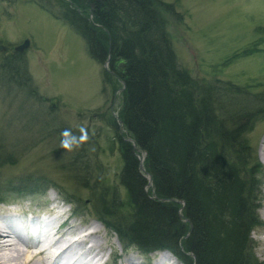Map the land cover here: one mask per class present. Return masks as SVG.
Here are the masks:
<instances>
[{"label":"trees","instance_id":"obj_1","mask_svg":"<svg viewBox=\"0 0 264 264\" xmlns=\"http://www.w3.org/2000/svg\"><path fill=\"white\" fill-rule=\"evenodd\" d=\"M56 1L59 16L43 2H32L82 37L93 60L108 61L102 81L112 93L115 83L122 87L119 121L111 123L130 211H120L117 189L109 193L101 185L106 198L93 216L123 250H169L183 264H264L255 258L250 237L263 225L257 215L263 169L255 158L249 166L255 149L248 138L256 123L264 122V107H255L264 106V91L194 77L180 65L163 15L170 10L161 0ZM259 35L258 42L220 65L264 51V33ZM24 56L20 51L3 55L0 77L25 88L32 85V75ZM30 92L38 95L36 86ZM17 157L0 140V169ZM32 180L42 191L52 187L74 196L44 177ZM33 188L10 183L0 188V202ZM65 198L79 211L78 199Z\"/></svg>","mask_w":264,"mask_h":264},{"label":"rangeland","instance_id":"obj_2","mask_svg":"<svg viewBox=\"0 0 264 264\" xmlns=\"http://www.w3.org/2000/svg\"><path fill=\"white\" fill-rule=\"evenodd\" d=\"M32 1L54 8L58 16L62 12L56 0H0V44L9 47L0 51V62L3 55L12 53L10 49L28 39V47L21 52L32 75V85L25 87L28 89L0 77V140L18 155L14 164L0 169V188L5 189L10 183L34 186L19 198L15 193V205L7 204L11 200L0 204V216L11 217L12 212L20 210V218L29 214L34 219L42 213L52 214L53 202L65 212H72L73 207L63 201L57 190L42 191L39 181L32 180L44 177L74 195L61 191L64 197L78 199V209L84 214L75 213L78 217L73 224L89 231L94 230L89 223L97 226L99 231L95 233L100 235L97 237L110 257L106 264H125L126 257L140 264H154L158 253L168 252L141 254L132 247L123 251L116 236L108 233L92 214L106 198L101 185L109 193L117 189L122 201L120 211H130L126 189L119 181L123 161L111 123L119 117L121 108L120 82H114L118 88L112 93L110 84L102 81V69L107 64L93 60L82 37ZM161 1L170 10L163 15L180 65L194 77H215L249 85L255 92L264 91V51L225 67L220 65L227 56L258 42L259 33H264V0ZM260 46L264 48V41ZM31 86H36L38 95L31 94ZM255 107L264 106L256 103ZM81 127L87 129L89 140L72 151L62 149L61 133L70 129L79 136ZM119 132L124 134L125 129L120 126ZM248 138L255 149L249 166L255 158L263 169L262 197L257 208L263 225L256 227L250 237L256 243L255 258L264 263V122L258 121ZM28 176L29 183H24ZM52 196L56 198L51 199ZM4 253H0L1 264H23L22 258L9 260L8 253ZM172 262L165 263L183 264L177 258Z\"/></svg>","mask_w":264,"mask_h":264},{"label":"bare ground","instance_id":"obj_3","mask_svg":"<svg viewBox=\"0 0 264 264\" xmlns=\"http://www.w3.org/2000/svg\"><path fill=\"white\" fill-rule=\"evenodd\" d=\"M261 153L264 157V145L261 147ZM57 207L60 208V206L56 205ZM63 212V209H54L52 212L53 220H47L48 227L60 223L63 219ZM13 220V217L0 216V253L2 256H4V252L8 253L6 257L9 260L22 258L23 264H102V258L107 254V251L103 249L101 239H98L100 235L98 234V236L95 233L99 229L97 226H94V223H89V226L94 229L89 232H84L86 229L83 226V228H77L76 226L68 225L65 229H61L59 226L54 234L48 236L46 228L43 226L40 227L41 234L38 232V222L40 221L36 223L32 219L18 225L23 234L29 232L30 229L36 238L39 236L44 238V241L41 243L37 241L31 242L29 238L18 234L17 224ZM2 256H0V259ZM172 261H175V259L171 253L162 252V254L158 253L154 264L173 263ZM124 263L135 264V261L131 257H126Z\"/></svg>","mask_w":264,"mask_h":264},{"label":"clouds","instance_id":"obj_4","mask_svg":"<svg viewBox=\"0 0 264 264\" xmlns=\"http://www.w3.org/2000/svg\"><path fill=\"white\" fill-rule=\"evenodd\" d=\"M80 135L77 136L72 133L70 129H65L61 133V148L68 151H72L75 148L81 147L85 142L89 140V134L85 127L80 128Z\"/></svg>","mask_w":264,"mask_h":264},{"label":"water","instance_id":"obj_5","mask_svg":"<svg viewBox=\"0 0 264 264\" xmlns=\"http://www.w3.org/2000/svg\"><path fill=\"white\" fill-rule=\"evenodd\" d=\"M28 45H29V40L26 39L21 44L15 46L14 49H13V52H15V51H23L25 48L28 47ZM6 49H8L7 46L0 44V50H6ZM148 179H149V181H151L150 176H148Z\"/></svg>","mask_w":264,"mask_h":264}]
</instances>
